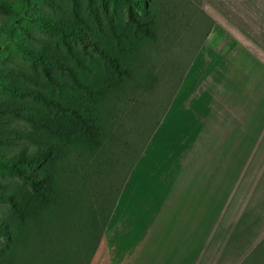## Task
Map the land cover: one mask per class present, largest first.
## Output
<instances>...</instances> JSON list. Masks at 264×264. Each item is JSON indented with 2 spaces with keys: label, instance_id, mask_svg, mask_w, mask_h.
Returning <instances> with one entry per match:
<instances>
[{
  "label": "crops",
  "instance_id": "0c3cea01",
  "mask_svg": "<svg viewBox=\"0 0 264 264\" xmlns=\"http://www.w3.org/2000/svg\"><path fill=\"white\" fill-rule=\"evenodd\" d=\"M175 7L160 10L133 80L139 108L141 81L157 78L155 55L170 44L168 56L177 47L186 59L160 76L165 88L174 72V85L106 222L97 217L84 264H264V0Z\"/></svg>",
  "mask_w": 264,
  "mask_h": 264
},
{
  "label": "rangeland",
  "instance_id": "374dc122",
  "mask_svg": "<svg viewBox=\"0 0 264 264\" xmlns=\"http://www.w3.org/2000/svg\"><path fill=\"white\" fill-rule=\"evenodd\" d=\"M132 1L0 0V162L29 159L48 148V161L39 156L37 163L18 165L24 173L35 174L51 165L55 157L61 158L66 143H79L85 134L81 121L94 124L103 94L111 93L124 76L121 66L128 63L129 49L134 47L136 37L143 39L142 29H149L150 15L145 5L154 7L157 17L160 10L166 15V11L174 14L177 8V0H135L136 5ZM129 5L137 23L129 19ZM170 18L174 24L175 15ZM50 27L71 32L61 35ZM146 45L139 56L142 69L148 58ZM170 47L153 59L160 63L155 82L141 81L148 88L143 105L139 108L143 91L134 87L125 90L121 100L113 102L117 114L121 109H139L125 120L115 113L111 131L94 154L77 151L78 161L72 163L77 175L68 179L70 188L79 192L74 195L77 202L73 209L57 213L44 228L27 264H79L88 255L97 228L90 225V214L111 209L115 190L149 137L176 79L173 72L164 88L160 76L169 66L176 68L186 59L177 47L168 56ZM31 55L41 56L43 62H36ZM105 57L116 63L117 71ZM130 83L134 86V81ZM82 173L88 176L84 186ZM19 195L33 197L27 182L0 165V229L6 228L10 216L18 219L5 198L20 199ZM235 218L233 214V222ZM7 242L0 234V251ZM20 249L14 256L22 264L24 247Z\"/></svg>",
  "mask_w": 264,
  "mask_h": 264
},
{
  "label": "trees",
  "instance_id": "16d2710c",
  "mask_svg": "<svg viewBox=\"0 0 264 264\" xmlns=\"http://www.w3.org/2000/svg\"><path fill=\"white\" fill-rule=\"evenodd\" d=\"M132 3L135 5L137 4L135 0L132 1ZM144 9L145 12L150 15L149 29H142V31L145 32L143 39H138L136 37L134 47L129 49L128 63L121 66V70L124 71V76L117 85H115V88L111 90V93L103 94L102 103L99 104L95 111L94 124L90 123L87 125L85 122L81 121V132L83 128L85 134L81 135L79 143L76 145L73 143H66L63 146L64 151L62 157H55L51 165H47L43 171H39L35 174L24 173L18 168V165L37 163L39 161V156L43 157V161H48L51 156L48 148L42 149L40 154L38 153L36 156L29 159L18 157L13 162H0L1 166L11 169L18 178L27 182L31 194L33 195L31 199L23 198L21 195H19L20 199H13L11 197L5 198L10 209L18 219L10 216L9 220L6 221V228L0 229V234L8 241L7 245L0 251V264H20L19 260H17L14 255L18 254L17 251H21L20 248L22 247H24V251L22 253L23 260L21 262L22 264H27L29 256L34 253L33 249L37 244L39 235H42L44 228L56 218L55 216L57 213L73 209L74 203L77 202L75 201L77 196L74 198V195H77L79 192L77 189L74 190L70 188L68 180L77 175V172H75L76 167L72 163L78 161L77 158L81 152L94 154L101 146L102 138L108 136L116 118L115 113L117 112V108H115L116 106L115 103L113 105V102L121 100L120 98L125 95L122 94L125 90H131V87H134L135 90L136 87L131 86L130 82H133L137 76L142 77L139 73L140 65L138 64L140 61V52L146 44L145 48L150 47L154 39L156 40L157 34H155V32L159 26L156 10L154 7H146V5ZM132 14V5H129V19L137 23L138 21H135ZM52 28L61 35L65 34L67 36L69 35L68 33L71 32L69 30L60 29L59 27H50V29ZM23 53L30 56L24 50ZM39 57L40 58L31 55V58L35 59L36 62L42 63L43 59L41 56ZM105 59L114 67L115 71L118 70L116 63L112 62L110 57H105ZM21 93H26V91L21 90ZM63 108L69 112L73 111L69 106H64ZM77 151H79V153ZM40 173L42 174L40 175ZM87 178V175L81 174L82 186L87 185L85 184ZM78 201H80V199ZM101 212L102 224L106 222V211L104 212L102 209L100 212L99 210H93L90 214V225L95 224L96 226L97 217H99ZM79 264L84 263L81 260Z\"/></svg>",
  "mask_w": 264,
  "mask_h": 264
}]
</instances>
